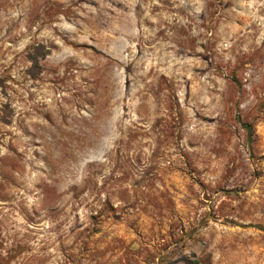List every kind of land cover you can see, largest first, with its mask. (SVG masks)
<instances>
[{
  "label": "rangeland",
  "instance_id": "374dc122",
  "mask_svg": "<svg viewBox=\"0 0 264 264\" xmlns=\"http://www.w3.org/2000/svg\"><path fill=\"white\" fill-rule=\"evenodd\" d=\"M0 264H264V0H0Z\"/></svg>",
  "mask_w": 264,
  "mask_h": 264
},
{
  "label": "trees",
  "instance_id": "16d2710c",
  "mask_svg": "<svg viewBox=\"0 0 264 264\" xmlns=\"http://www.w3.org/2000/svg\"><path fill=\"white\" fill-rule=\"evenodd\" d=\"M34 63L38 67V65H39L38 62H34ZM243 125H244L245 129L247 130L248 134L250 135V137H252L253 136L252 126L250 124H247V123H244Z\"/></svg>",
  "mask_w": 264,
  "mask_h": 264
}]
</instances>
